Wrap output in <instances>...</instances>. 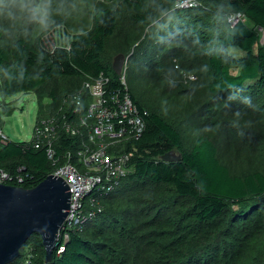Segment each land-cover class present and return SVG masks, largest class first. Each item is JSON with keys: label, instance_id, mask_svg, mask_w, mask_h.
I'll use <instances>...</instances> for the list:
<instances>
[{"label": "trees", "instance_id": "obj_1", "mask_svg": "<svg viewBox=\"0 0 264 264\" xmlns=\"http://www.w3.org/2000/svg\"><path fill=\"white\" fill-rule=\"evenodd\" d=\"M54 1L56 14L61 0ZM201 6L180 10L174 0H120L116 7L112 1H99L90 26L62 42L56 31L61 21L41 26L29 13L22 30V22L11 16L0 27V96L33 93L37 123L55 114L86 75L104 72L118 88L117 75L102 59L109 48L114 55L126 56L127 65L135 57L137 64L151 71L153 80L160 78L163 86L155 87L170 88L175 78L171 68L183 56L171 58L168 69V64H156L157 53L152 50L149 56L146 50L153 40L163 44L183 36L184 19L199 8L216 12L224 21L240 15L264 30V0H201ZM121 12L131 24L125 22L117 31ZM166 26L169 29L164 30ZM222 44L244 56L234 62L239 71L233 75L232 60L212 52L206 60V83L197 91L189 83L187 120L197 130L190 149L180 132L147 106L137 83L126 80L132 100L147 113L145 129L135 144L133 172L102 200V212L81 233L69 235L62 253L53 251L48 264H264L262 156L243 153L234 145L224 156L217 139L228 130L264 135V110H256L252 100L264 92V41L258 44L256 32L237 19L226 25ZM173 48L163 47L161 61ZM9 112L3 108L0 114ZM2 123L0 115V129ZM169 151L180 155V160L161 161ZM0 171L7 174L5 184L31 188L51 168L44 150L35 149L31 139L2 142L0 137ZM27 247L33 255L30 264H44L45 251L37 235L27 239L11 264H24Z\"/></svg>", "mask_w": 264, "mask_h": 264}, {"label": "built area", "instance_id": "obj_2", "mask_svg": "<svg viewBox=\"0 0 264 264\" xmlns=\"http://www.w3.org/2000/svg\"><path fill=\"white\" fill-rule=\"evenodd\" d=\"M200 6L201 0H174V7L180 10ZM127 61L126 57L117 75L120 87L114 88L112 78L104 72L86 75L55 114L33 127L32 145L44 150L51 168L48 175L62 179L70 194L57 255L69 235L81 233L102 212V200L133 172L135 144L145 129L147 113L137 107L129 93ZM0 137L5 142L7 137L1 131ZM6 178L7 174L0 171V183ZM32 258L27 247L23 263L30 264Z\"/></svg>", "mask_w": 264, "mask_h": 264}, {"label": "rangeland", "instance_id": "obj_3", "mask_svg": "<svg viewBox=\"0 0 264 264\" xmlns=\"http://www.w3.org/2000/svg\"><path fill=\"white\" fill-rule=\"evenodd\" d=\"M99 1L113 2L116 7L119 5L120 0H61L59 12L55 14L54 0H51L49 8V23L51 21L59 20L62 24L56 28L57 33L60 35V41L62 42L66 37H69L74 32L85 30L90 26L92 12ZM156 3L162 2L163 0H154ZM38 3L39 0H36ZM84 6L88 10L86 15L83 10ZM75 7V8H74ZM202 7V6H201ZM29 12L23 10L19 6L18 0H3V4L0 5V27L2 28L7 22V19L11 16L18 17L19 21L22 22V30L26 26L27 16ZM125 13H119L118 29L126 22L131 24L129 19H125ZM191 18L184 19L186 24V33L174 40V42H158L156 40L151 41L150 46L146 50L148 55H155L154 61L160 67L164 64H168L169 61L177 59L179 56H183L181 63L174 62L176 66L170 67L168 64L167 68L172 69V73L175 75L171 81L174 84L170 88H163L154 85L163 86L160 83V78L153 80L151 78V71L142 68L141 65L137 64L136 58L134 57L131 62H128L125 70V78L128 82L132 79L137 83V87L143 97L147 100V106L163 120L175 129H177L187 149H190L196 138L197 130L188 124V100L191 101L192 97L188 91L189 83H192L197 90H200L203 83L207 81L208 70L206 68L207 56L212 52L222 55L225 58L231 59L229 71L233 75H237L239 69L236 66L235 61L244 56V53L231 45H223L222 39L226 30V25L232 23L235 20V16L227 17L224 21L216 12H206L199 8L193 11ZM239 20L245 24L248 28L254 30L257 34L258 44L264 41V30L252 27L251 24L243 17L239 16ZM48 23V24H49ZM21 27V26H19ZM17 34L20 33V29L16 27ZM15 29V30H16ZM169 29V26L165 27L164 30ZM23 33V32H22ZM174 47L171 51V55L168 59L161 61V50L165 48ZM180 47V48H179ZM131 52V51H130ZM160 52V53H159ZM167 52V51H166ZM169 52V51H168ZM117 55V54H116ZM111 53L109 48L103 55V61L112 67L114 57L116 56ZM126 57V56H124ZM152 57V56H151ZM69 80H64V85L67 86ZM157 83V84H156ZM152 87V88H148ZM178 90L180 91L178 92ZM256 110H264V92H261L260 98H252ZM44 103H49L48 100H44ZM5 108L10 110L9 115L3 116L2 114V126L0 131L11 141H29L32 137L33 127L37 119V104L33 93L21 92L11 97L2 98L0 96V112ZM264 123V119L262 120ZM216 131V126H212ZM220 139L221 144L220 151L224 153V156H228L226 149H230V145L238 147L243 153L253 152L254 154L259 153L262 156L264 162V135L256 132L244 133L241 130H228L226 133H221ZM248 262L243 261L241 264H247ZM249 264V263H248Z\"/></svg>", "mask_w": 264, "mask_h": 264}, {"label": "water", "instance_id": "obj_4", "mask_svg": "<svg viewBox=\"0 0 264 264\" xmlns=\"http://www.w3.org/2000/svg\"><path fill=\"white\" fill-rule=\"evenodd\" d=\"M123 54L114 57L112 69L119 75ZM163 162H178L180 155L169 151ZM70 194L62 179L48 175L31 188L0 183V264H11L31 235L41 239L48 264L59 245L58 235L69 208Z\"/></svg>", "mask_w": 264, "mask_h": 264}, {"label": "clouds", "instance_id": "obj_5", "mask_svg": "<svg viewBox=\"0 0 264 264\" xmlns=\"http://www.w3.org/2000/svg\"><path fill=\"white\" fill-rule=\"evenodd\" d=\"M19 6L23 10H27L31 14V18L41 26H47L49 19V8L51 0H18ZM3 0H0V5Z\"/></svg>", "mask_w": 264, "mask_h": 264}]
</instances>
